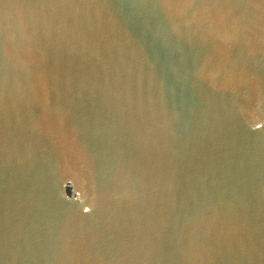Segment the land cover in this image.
Instances as JSON below:
<instances>
[{"label":"water","instance_id":"water-1","mask_svg":"<svg viewBox=\"0 0 264 264\" xmlns=\"http://www.w3.org/2000/svg\"><path fill=\"white\" fill-rule=\"evenodd\" d=\"M0 264H264V0H0Z\"/></svg>","mask_w":264,"mask_h":264}]
</instances>
